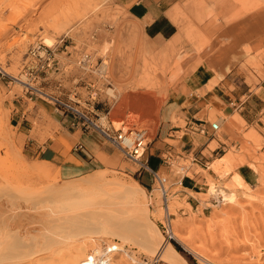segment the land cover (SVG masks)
<instances>
[{
  "label": "rangeland",
  "instance_id": "374dc122",
  "mask_svg": "<svg viewBox=\"0 0 264 264\" xmlns=\"http://www.w3.org/2000/svg\"><path fill=\"white\" fill-rule=\"evenodd\" d=\"M226 1L229 4L225 7L229 10L233 8L231 2L238 3L237 8L234 5L236 10L233 12L241 18L264 6V0ZM126 15L125 9L115 0H0V225L4 227L19 221L21 216L19 224L23 225L3 236L6 246L22 241L25 244L28 238L29 244L33 239L39 240L36 236L41 237L45 230L54 227L53 221L49 219L64 220L69 217L65 219L67 222H62L73 228V221L81 220L79 214L88 213V208L82 207L80 203L72 200L58 201L50 187L52 181H78L98 176L102 180V188L117 181L127 183L131 179L142 186L137 172L138 165L126 160L103 137L102 143L110 155L98 153L102 161L101 168L88 173V176L82 175V178L61 179L53 164L35 158L29 150L34 139L40 144L49 140H64L63 146L66 149L70 147L65 140L67 129L61 122V116L55 112L53 103L38 90L53 96L71 93L73 97L74 91L83 96L87 92L94 94L91 103L101 106L99 121L102 124L111 121L115 127L125 124L124 128L135 125L147 129L148 143L143 155L146 158L148 152L152 151L151 142L156 135L164 105V101L159 99V93L165 86H160L159 76L167 73L173 81H181L189 75V71L194 72L192 68H187L188 63L184 61L187 58L183 59L182 68L177 70V56L183 54L188 45L193 46L192 51L194 48L207 50L210 47L213 52H203L199 57L197 55L193 64L196 61V66H200L203 61L207 62V67L216 76V71L209 64L221 71L223 65L231 67L234 62L235 67L232 70L230 68L226 78L223 79V76L215 84L222 83V87L229 92L238 85L241 92L245 91L243 84L251 80L258 82L256 76H264V38L256 40V44L252 45L243 36L242 27L239 40H232L225 33L210 36L206 30L188 25L183 30V37L174 42L181 46L176 52L157 55L146 51L145 43L138 36V29L126 20ZM47 39L53 41L51 46L45 44ZM220 43L223 44L220 49L210 46ZM33 50L41 56L34 57ZM232 50L238 51L237 61ZM104 61L107 65H104L102 71ZM163 65L166 67L162 68ZM86 81L93 83V87L84 89ZM214 86L209 85L208 88ZM176 87L179 90L181 85ZM251 87L255 89L254 85ZM21 111L24 117L16 126V118L13 116ZM234 113L238 115L236 111ZM172 120L177 124L174 118ZM209 121H227L238 130L246 127L244 123L234 122L233 116L214 109L209 112ZM178 124L181 127L185 125L184 122ZM219 130L217 135L224 141L223 127ZM182 134L178 133L179 136ZM243 136L240 144L219 150L218 154L210 156L208 163L203 161L197 165L194 151L191 154L180 150L177 154L170 153L166 162L165 159L160 161L161 167L157 170L162 184L155 180L147 189L142 186L146 194L149 224L159 228L163 240L181 246L182 251L179 253L188 264H264V138L253 130ZM216 146L217 143L213 141L209 148ZM222 156L224 158L220 159ZM226 157L234 164L230 170L227 167L230 163L224 160ZM240 165H244L240 171L249 187L238 186L232 176ZM46 170L49 171V178L43 176ZM185 175L192 176L202 185L201 189H196L198 193L181 191L180 181ZM143 181H149V177L144 175ZM213 187H226L227 192L233 191L234 201H221L212 194ZM162 189L166 192V200ZM81 208L88 211L83 212ZM128 209H133V205ZM73 211L81 212L77 214ZM73 216L77 218L71 219ZM86 216L89 217L88 214ZM33 217L35 220L31 221ZM130 226L128 230H122L123 233L128 231L123 235H120L121 229L116 228L112 231L114 234L108 237L78 238L69 248L60 247L55 240L48 239L49 242L53 241L49 247H55L54 251L41 255L33 253V257L20 258L22 260L17 264H68L74 249L80 245L84 247L82 258L105 254L110 257L111 264H137L132 259L139 257L143 260L141 264H168L157 254L137 244L139 239L134 234V225ZM171 229L176 232L177 238L171 235ZM25 248L28 252L23 250L28 254L32 250L28 246Z\"/></svg>",
  "mask_w": 264,
  "mask_h": 264
},
{
  "label": "crops",
  "instance_id": "0c3cea01",
  "mask_svg": "<svg viewBox=\"0 0 264 264\" xmlns=\"http://www.w3.org/2000/svg\"><path fill=\"white\" fill-rule=\"evenodd\" d=\"M115 1L125 9L127 13L126 20L138 29V36L145 43L146 51L157 55L164 52H176V49L181 46L174 42L183 37V30L188 25L199 27L200 30H206L210 36H219L225 33L231 36L232 40L240 37L239 30L242 27L244 30L243 36L248 38L252 45L256 44V40L264 38V6L254 9L241 18L239 14L233 12L236 10L234 5L237 8L238 3L231 2L233 8L229 10V8L225 7L229 4L226 0ZM188 46L184 52L187 55V59L184 61L186 64L188 63L187 68H192L194 72L189 71V75L181 81H173L167 73L159 76V78L161 77L160 86H165L160 89L161 92L159 93V99L164 101V105L161 109L156 135L151 142L150 149L152 151L150 150L146 157L150 168L155 170L161 167L160 161L168 158L170 153L177 154L178 150L187 154H191L194 151L196 164L199 165L198 163L202 164L203 161L206 163L210 162V156L218 154L219 150H225L229 145L240 144L244 137L243 135L250 130L255 131L257 135L264 138V76H256L258 82L251 80L250 83L243 84L245 91L241 92L238 85L229 92L227 88L222 87V83L221 85L215 84L219 80L221 81L223 76H225L223 79L226 78L230 68L232 70L235 67L234 62L231 67L228 64L224 65V71H217V68L209 64L210 68L216 71V76L207 67V62L203 61L200 66H196V61L195 65L193 64L194 57L197 55L199 57L203 52L205 54H207L206 52H213L209 49L210 47L207 50L194 48L192 51L193 46ZM210 46L220 49L223 44ZM232 51L235 53L237 61L238 51ZM190 54L192 55L189 56ZM178 61L181 63L178 62L177 70H180L183 60L178 59ZM200 61L198 60L197 62ZM165 67L164 65L162 66V68ZM262 69H264V65H262ZM85 84L86 87L84 86V89H87L88 86L93 87V83L90 81H86ZM176 85H181L179 90H176ZM207 85L215 86L209 89ZM251 85H254L255 89H252ZM70 95L71 93H66L56 96L67 99L71 97ZM93 95L87 92L83 96L80 92H76V96L71 98L78 101L81 108L90 111L93 117L95 115L100 116L99 108L101 106H94L91 103L93 102L91 100ZM211 109L224 115L233 116L234 122L244 123L243 126L246 127L238 130L227 121H223L221 126L224 130L222 134L224 141L220 140L217 135L218 131L213 132L211 130V122L209 121ZM235 111L238 115H233ZM57 114L61 116L62 124L66 126L67 133H64V136L70 147L66 149L63 146L64 140H49L45 144H40L37 139H34L29 147L31 154L39 161L53 164L61 179L77 178L100 169L102 161L97 154H109L107 147L102 143V136L95 130L72 127L70 115L60 112H57ZM13 117L16 118V126H18L22 122L24 114L21 111ZM173 118L177 124H174ZM180 122L185 123L184 127L178 124ZM71 128L72 130L70 131L69 129ZM180 132H183L181 136L178 135ZM168 140L176 143H169ZM213 141L217 143V146L210 149L209 145ZM242 166L244 165L238 167L237 172L243 177L240 171ZM138 175L144 188L147 189L152 186L148 172L143 171L138 173ZM144 175L149 177V181H143ZM180 185L181 191L184 193L186 191L198 193L196 189L202 188L198 180L188 175L181 179Z\"/></svg>",
  "mask_w": 264,
  "mask_h": 264
},
{
  "label": "bare ground",
  "instance_id": "6f19581e",
  "mask_svg": "<svg viewBox=\"0 0 264 264\" xmlns=\"http://www.w3.org/2000/svg\"><path fill=\"white\" fill-rule=\"evenodd\" d=\"M88 2L89 1H87V4L89 6ZM90 5H92V4L90 3ZM88 6H86L85 8L87 9ZM45 44L48 46H51L53 44V41L50 39H47L45 41ZM191 55L192 54H190L189 56H191ZM186 57H187V55L183 53V54H179V56H177V59L182 61ZM179 63H181V62H179ZM104 65H107L106 61L103 62L102 71L104 70V67H105ZM104 76H106V75H104ZM224 156H222V158H220V159H223ZM227 158H229V157H226L224 160H226ZM227 160H228L227 164L230 163L229 166L227 165L228 169L230 170V168H232L234 166V164H233V161H229V159H227ZM225 162H227V161H225ZM43 176L49 178L50 177L49 171H47V170H46V172L44 171ZM87 176H88V174H87ZM232 176L234 177L235 182L238 186L249 187V184H247L245 182L243 177L237 171L234 172V174ZM81 178H82V176H81ZM73 181H72V179L71 180H64L61 182L52 181V183L51 184L49 183V184H50L51 190H53L54 194L57 196L58 201L72 200L75 203H78V204L80 203L82 205V207L84 206V207H86V209L88 208L89 211L85 209L86 212L88 211V213L85 214V212H84L85 210L82 208L81 209L83 210L84 213H80L81 211H77L80 213L79 214L76 211H73L72 213L76 212L80 216L78 218H81V220L77 219V220L73 221V224H74V225L72 224L73 228L68 227L67 225L63 224L64 221L67 222L65 219H69V217L65 218L64 220H62L63 218H61V220H59V219L50 220L49 219V221H53L54 227H51L50 230H48V229L45 230L43 232L45 234L44 235L42 234L41 237L36 236L39 238V240L32 238L33 242L31 244L28 243V240H30V238H28V240L26 241L25 244H23L22 243L23 241H22V242H18L17 244L10 243L13 245L6 246L5 243L3 242V239H2L3 236H5V234H7V233L11 234V232L18 230V229H20L21 226H23V225L19 224V221H22L21 220L22 216H21V219H19V221L17 220V221L11 222L10 224H8L4 227H1V225H0V255H1L0 256V264H17L18 262H20L22 260L20 258L26 259V258H28V256L33 257V255H32L33 253L41 255V254H44V253H47L50 251H54L55 247H53V248L49 247L53 241H51V242L47 241L48 239H51V238L53 240H55V242L59 243L61 245L60 247L69 248L70 245L73 242H75L74 240H78V238H81V237H84V238L85 237H89V238L95 237L96 238V237H102V236L108 237L113 233L112 231L116 230V228L121 229L122 234H120V233H118V234H120V235L126 234L128 231L126 233L125 232L123 233L122 230H128V227L130 225L131 226L134 225V228H135L134 234L139 239V242H137V244L142 246L146 251L157 254L161 260L167 262L168 264H188L187 261L182 257V255H180L177 252V250L174 248V246L172 244L163 240V235L160 232L159 228L154 224H149L148 218H147L148 213H146V209H147L146 203L147 202H146L145 190L138 184V182L135 179H131V181H129L127 183L119 182V181H117L115 183L113 182L112 185L110 184L105 188H102V184L100 182L102 180L98 176L97 177H90L89 176L87 178L86 177L82 178L78 181H74V182ZM133 185H134V187H132ZM83 188H85V190L87 189V191L84 192ZM212 189H213V190H211L212 194H214L216 197L220 198L221 201H231V200L234 201L233 199L235 197V194L233 193V191L227 192L226 187L224 189H222V188L215 189L213 187ZM16 191H18V190H16ZM23 193L25 194V192H23ZM24 194L21 196L23 197ZM18 197L19 196H17V198ZM0 201H2V200H0ZM165 202H167V201H165ZM85 205H87L88 207ZM131 205H133V209L129 210L128 208ZM166 207H167V213H168L167 203H165V208ZM70 210H71V208H70ZM1 214H3V213H1ZM87 214L89 215V217L86 216ZM95 214L97 216L94 218L93 216ZM8 217L9 216H7L6 218H8ZM60 217H62V216L60 215ZM74 217L75 216H73V218H71V219H74ZM75 218H77V217H75ZM2 219H4V216ZM30 220L33 221V220H35V218L33 217ZM45 221H48V220H45ZM50 223H52V222H50ZM31 225H36V224L32 223ZM27 226H29V224ZM32 227H31V229H34ZM110 229H113V230H110ZM30 230L28 229V231H30ZM132 230H133V228H132ZM28 231H26V232H28ZM131 232L133 233V231H131ZM170 233L172 236L177 238L176 232H174L172 229L170 230ZM35 235H36V233H35ZM46 235L49 237H45ZM43 236H44V238H43ZM129 237H133V236H129ZM135 237H133V238H135ZM11 238L12 237H10L9 239L12 241ZM45 238H47V239H45ZM120 238H122V236ZM12 242H14V241H12ZM47 242H49V243H47ZM27 243H28V245H27ZM7 245H9V243ZM26 246L31 247V249H32L29 254L27 253L28 249L25 248ZM73 247L74 246H72L71 248H73ZM86 247L87 246H85V248ZM83 248H81V245H80L79 247L77 246L74 249L73 254L70 256V259L68 260V264H111V261L109 259L110 257L108 258L105 254L88 255L89 258H82ZM23 249H26L27 252ZM17 252H20L19 253L20 255L17 254ZM105 253L107 254V252H105ZM2 254H4V256H2ZM61 254H64V253L62 252ZM59 255H60V253H59ZM135 258H137V257H135ZM141 259L142 258H140V257L137 259H132V262L134 261L133 263L141 264L143 261Z\"/></svg>",
  "mask_w": 264,
  "mask_h": 264
},
{
  "label": "built area",
  "instance_id": "2783aa9c",
  "mask_svg": "<svg viewBox=\"0 0 264 264\" xmlns=\"http://www.w3.org/2000/svg\"><path fill=\"white\" fill-rule=\"evenodd\" d=\"M34 51V50H33ZM32 51V52H33ZM38 51H34L32 55L35 57L39 55ZM40 94L46 96L54 105L55 112H60L65 115H70L71 117V126L77 127L85 130H95L97 131L105 141L111 146L118 149L123 157L138 165L137 172L141 173L143 171L150 174V182L156 180L159 184H162L158 171L150 168L148 161L144 158V152L147 148V129L143 127H137L135 125H129L125 127V124L122 127H115L111 121L108 124H102L99 120V116L91 114L85 108L79 106L78 101L73 100L71 97L67 99H62L58 96H53L44 93L41 90H38ZM73 97L76 96V92L72 93ZM221 127V123L212 122L211 130L217 132ZM169 157V156H168ZM168 158H165V162ZM194 160H196L194 158ZM164 199L166 200V192L162 189Z\"/></svg>",
  "mask_w": 264,
  "mask_h": 264
},
{
  "label": "trees",
  "instance_id": "16d2710c",
  "mask_svg": "<svg viewBox=\"0 0 264 264\" xmlns=\"http://www.w3.org/2000/svg\"><path fill=\"white\" fill-rule=\"evenodd\" d=\"M174 248L177 250V252L179 253V251H182L181 246H179L177 243L173 242ZM180 254V253H179ZM181 255V254H180ZM183 257V256H182ZM184 258V257H183ZM185 259V258H184Z\"/></svg>",
  "mask_w": 264,
  "mask_h": 264
}]
</instances>
